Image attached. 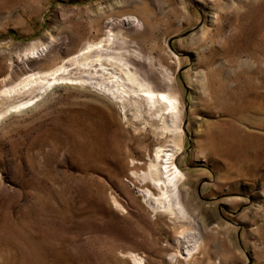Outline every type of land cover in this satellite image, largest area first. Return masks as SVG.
Listing matches in <instances>:
<instances>
[{"label": "rangeland", "instance_id": "374dc122", "mask_svg": "<svg viewBox=\"0 0 264 264\" xmlns=\"http://www.w3.org/2000/svg\"><path fill=\"white\" fill-rule=\"evenodd\" d=\"M107 31L180 94L173 161L189 216L142 197L141 173L173 140L160 118L65 82L0 120V264H264V0H0V89ZM181 224L198 234L189 256Z\"/></svg>", "mask_w": 264, "mask_h": 264}, {"label": "bare ground", "instance_id": "6f19581e", "mask_svg": "<svg viewBox=\"0 0 264 264\" xmlns=\"http://www.w3.org/2000/svg\"><path fill=\"white\" fill-rule=\"evenodd\" d=\"M130 21L134 22V18ZM117 34L107 31L104 38L102 36L100 39L85 43L82 50L74 57L70 56L67 61L55 64L47 70H39L7 87H2L0 120L12 113L24 112L43 93L65 82H75L103 94L117 102L120 107L127 103L133 105L136 116L147 113L160 118L163 122L160 129L172 132L173 140L170 141L168 150L165 151L160 147L155 150L145 171L141 173V179L148 182L151 188L146 190L142 197L153 213L166 215L176 221L185 220L189 215L178 189L183 174L173 161L181 150L183 140L180 125L183 108L180 94L168 87L167 89L154 87L151 81L131 67L126 49L108 47ZM206 34L208 31L204 32L203 38ZM40 48V44L34 43L26 49L25 55L34 56ZM159 66L162 68L164 81L167 83L173 81L165 64L159 61ZM207 79V74L200 79L203 88L207 85ZM6 80L8 79L4 78L2 81ZM179 226V233L182 236L181 248L187 256L192 255V252L200 246L199 239L196 238L198 234L192 233L191 227L183 224ZM128 255L132 264H144V260L136 254Z\"/></svg>", "mask_w": 264, "mask_h": 264}, {"label": "snow or ice", "instance_id": "6c2138e0", "mask_svg": "<svg viewBox=\"0 0 264 264\" xmlns=\"http://www.w3.org/2000/svg\"><path fill=\"white\" fill-rule=\"evenodd\" d=\"M163 99V97H161Z\"/></svg>", "mask_w": 264, "mask_h": 264}]
</instances>
